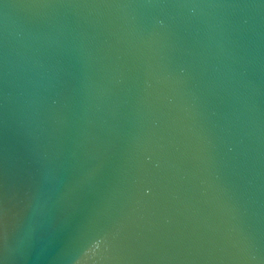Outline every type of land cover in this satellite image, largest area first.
I'll list each match as a JSON object with an SVG mask.
<instances>
[{
	"label": "water",
	"instance_id": "1",
	"mask_svg": "<svg viewBox=\"0 0 264 264\" xmlns=\"http://www.w3.org/2000/svg\"><path fill=\"white\" fill-rule=\"evenodd\" d=\"M0 264H264V0H0Z\"/></svg>",
	"mask_w": 264,
	"mask_h": 264
}]
</instances>
